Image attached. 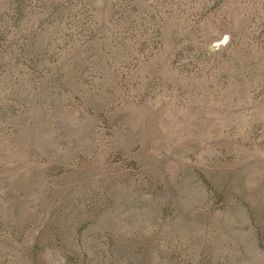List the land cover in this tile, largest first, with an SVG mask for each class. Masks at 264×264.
Returning <instances> with one entry per match:
<instances>
[{
  "label": "rangeland",
  "instance_id": "obj_1",
  "mask_svg": "<svg viewBox=\"0 0 264 264\" xmlns=\"http://www.w3.org/2000/svg\"><path fill=\"white\" fill-rule=\"evenodd\" d=\"M0 264H264V0H0Z\"/></svg>",
  "mask_w": 264,
  "mask_h": 264
}]
</instances>
